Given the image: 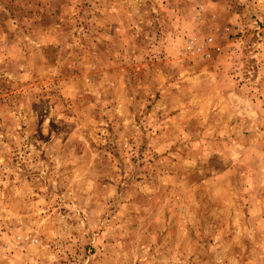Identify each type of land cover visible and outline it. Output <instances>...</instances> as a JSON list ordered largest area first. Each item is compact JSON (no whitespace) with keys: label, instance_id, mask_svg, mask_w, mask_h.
Returning <instances> with one entry per match:
<instances>
[{"label":"rangeland","instance_id":"obj_1","mask_svg":"<svg viewBox=\"0 0 264 264\" xmlns=\"http://www.w3.org/2000/svg\"><path fill=\"white\" fill-rule=\"evenodd\" d=\"M0 264H264V0H0Z\"/></svg>","mask_w":264,"mask_h":264}]
</instances>
